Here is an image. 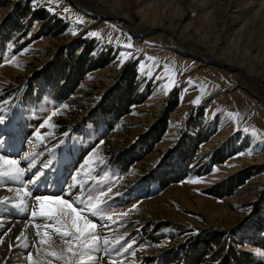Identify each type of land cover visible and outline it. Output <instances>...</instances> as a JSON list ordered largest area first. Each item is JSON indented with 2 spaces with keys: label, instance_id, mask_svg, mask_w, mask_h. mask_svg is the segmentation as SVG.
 I'll return each mask as SVG.
<instances>
[{
  "label": "rangeland",
  "instance_id": "obj_1",
  "mask_svg": "<svg viewBox=\"0 0 264 264\" xmlns=\"http://www.w3.org/2000/svg\"><path fill=\"white\" fill-rule=\"evenodd\" d=\"M81 1L0 0V156L26 169L0 193H44L41 162L72 161L52 197L79 190L101 239L73 257L70 214L38 205L25 238L0 237V264L27 247L24 264H201L192 239L217 232L227 264H264V0Z\"/></svg>",
  "mask_w": 264,
  "mask_h": 264
},
{
  "label": "bare ground",
  "instance_id": "obj_2",
  "mask_svg": "<svg viewBox=\"0 0 264 264\" xmlns=\"http://www.w3.org/2000/svg\"><path fill=\"white\" fill-rule=\"evenodd\" d=\"M75 1L79 2L80 0H75ZM85 1H86L85 2L86 5L88 7L95 9L94 5H92L93 3H91L89 0H85ZM108 1H109V4L114 5L113 1H111V0H108ZM75 3H77V2H75ZM207 4L208 3H206V2L200 3L199 8L201 10L205 11L207 6H208ZM97 11L100 12L99 10H97ZM126 19L129 20L130 22H132L129 18L126 17ZM139 32H142V30H140ZM182 47L184 48L186 46L183 45ZM206 57H209V56H206ZM203 58L204 57H202V61L204 62ZM263 80H264V74L261 75L260 81H263ZM13 129L14 128H12V127H5L3 129L4 131H2L1 134L4 136H7L11 132H13ZM19 132H21V131H19ZM33 140L36 141L37 140L36 137L33 136ZM18 143H20V142H18ZM50 158H47L48 160L47 159L43 160L39 166L41 174L44 177V179H43L44 182H46V180L50 176V175L46 176V172H47L48 168L51 167L53 172H54V177L56 176L55 178L50 177L51 178L50 188L49 189H43L44 193L43 192L41 193L39 190L38 192L34 191L32 193V195H30V192L27 191L26 188H24L25 187L24 185H22L21 187L18 186L17 188L10 189L8 191V194L6 193V195L4 194V192H3V194L0 193V199H8L10 197H13V199H15V200H13V201H15L13 203V205L9 203V204H2L0 206V237L15 233L16 242H19L23 238H25L26 233L28 231H30V227H29L30 223L25 218V213L29 214V212L31 210L30 208L35 209L38 205H40L41 202L39 200H37L36 197H45V196L52 197L53 192L58 190V185L61 182H63L65 179L68 178V172L70 169V166H68V165H72L73 164L72 161L69 162L67 164V166H65L66 164H64L63 162L60 163L57 159H54V155H52ZM27 159H28V157H27ZM72 160L74 161L75 158H73ZM74 177L72 180H69L68 183L71 184V182H73V180H75V182L77 181V183L79 185L80 181L78 182L77 177H75V178ZM43 180H39L37 183L35 182V186H37ZM33 189H35V188L31 186L30 190H33ZM26 192L28 193L27 195L25 194ZM75 192H76V188H73V186L70 185V187H67L66 189L63 190V194H62L63 198L68 199L69 201H75L76 202V200L78 199L80 191L77 190V192L76 193ZM8 201H10V199H8ZM7 213H9V214H7ZM21 233H23V235H21ZM46 233H47L46 237L49 238V236H50L49 233L48 232H46ZM18 237H19V239H17ZM3 238H5V237H3ZM49 241H53V239L49 238ZM26 243H27V245L32 244V242L29 241V238L26 240ZM26 246H25V248H26ZM20 249L15 251L16 253L14 254V257H17V258H15L14 260L11 261L12 264H24L23 259H24V256H26V254L28 253L29 248L27 247L26 249H21V250Z\"/></svg>",
  "mask_w": 264,
  "mask_h": 264
},
{
  "label": "snow or ice",
  "instance_id": "obj_3",
  "mask_svg": "<svg viewBox=\"0 0 264 264\" xmlns=\"http://www.w3.org/2000/svg\"><path fill=\"white\" fill-rule=\"evenodd\" d=\"M196 102L197 101H193V103ZM3 122L4 119L0 116V123ZM45 123H47V121H45ZM24 159H27V156H25ZM5 164L9 166L8 171H4ZM25 172L26 169L19 167V161L9 160L0 156V179L8 178L17 180L20 176L24 175ZM25 194L27 195L28 193L26 192ZM36 199L41 202L40 211L43 216L56 217L58 214H70L72 231L69 232L65 230L61 233L65 237L75 233L73 237L75 243L68 241L69 247L66 249L67 252H69L73 257H79L87 252L97 250V244L101 237L98 235H92L91 239L87 238L88 235L97 228V224L84 215L83 209L79 207L78 202L69 201L68 199H64L59 196L36 197ZM0 202L3 201L0 200ZM100 210V206L95 204H93L89 209L92 215H96L100 212ZM33 216H35V212L33 213ZM56 231L59 233L61 232V229L57 228ZM21 235H23V233H21ZM45 236H47V233H45ZM17 239H19V237ZM41 243H44V241H41ZM105 243H107L106 240ZM88 259L91 260L92 257L89 255ZM29 260H31V254H29ZM80 264H84V261H80Z\"/></svg>",
  "mask_w": 264,
  "mask_h": 264
},
{
  "label": "trees",
  "instance_id": "obj_4",
  "mask_svg": "<svg viewBox=\"0 0 264 264\" xmlns=\"http://www.w3.org/2000/svg\"><path fill=\"white\" fill-rule=\"evenodd\" d=\"M43 9H36L35 11H34V14H33V17H38V19H46L44 16H43ZM26 13V12H25ZM38 15V16H34V15ZM57 25V27H58V24H56ZM19 28V27H18ZM17 28V29H18ZM87 52H85V54H86ZM84 54V55H85ZM88 55V54H87ZM73 58V57H72ZM78 56L75 58V60L77 61L78 60ZM76 61H74V63H75V65H76ZM99 61H101V59L99 60ZM105 64L107 63V60H104L103 61ZM99 63V62H98ZM76 69V68H75ZM87 69H88V67H85L84 65H80V68H79V70L80 71H77L76 70V72H75V75L74 76H76V78H77V80L78 79H80V76L85 72V71H87ZM129 73H128V75H127V80L129 81V83H130V87L132 86L131 85V82H134V79H135V73H134V70L132 69H130L129 71H128ZM61 76V75H60ZM82 77V76H81ZM66 80V79H65ZM64 80V81H65ZM63 81V82H64ZM61 82V80L59 79L58 81H56V84H57V88H58V84ZM132 90V89H131ZM130 94H128V101L127 102H125V106H124V108H123V110H124V112L125 111H127V108H128V106H130V105H132V104H130V103H132V97H133V95H132V92H129ZM132 96V97H131ZM116 103H117V101H116ZM133 103H135V102H133ZM202 237V238H201ZM205 237V238H204ZM199 238H201V241H202V245L204 246L203 248H202V250H196L195 252L197 253V257H196V259L194 260V262H198V263H201L202 264V258L203 257H205L206 255H209L210 253H213V255L210 257V258H208L207 260H211V259H218V260H220V263H224V260L226 261L225 263L227 264L228 262H230L231 261V257L230 258H227V255H228V257H229V254L230 255H233V252H229V254H227L228 253V250L227 251H225V247H224V241L225 240H223L222 238H223V236H222V234H220V233H213V234H206V236H205V234H200V236L198 235V236H196V238H194V239H192V242H194L195 240H198ZM258 240H261V238H258ZM216 246H217V249L215 250V248H216ZM260 247L262 248V249H264V245H260ZM223 248V249H222ZM194 249V248H193ZM196 249V248H195ZM224 250V251H223ZM222 253V254H221ZM225 256H226V258H225Z\"/></svg>",
  "mask_w": 264,
  "mask_h": 264
}]
</instances>
